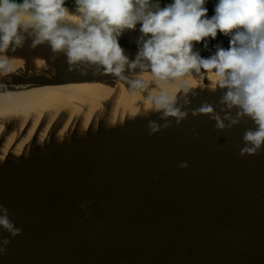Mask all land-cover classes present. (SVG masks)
Wrapping results in <instances>:
<instances>
[{"label":"water","instance_id":"95a60500","mask_svg":"<svg viewBox=\"0 0 264 264\" xmlns=\"http://www.w3.org/2000/svg\"><path fill=\"white\" fill-rule=\"evenodd\" d=\"M171 2L150 0L153 10ZM218 2L205 0L208 18ZM70 4L75 0L65 6L76 10ZM140 27L119 37L129 64L148 39ZM20 35L22 45L8 50L25 65L0 75V92L118 77L99 64L70 63L66 51L47 41L35 44L31 29ZM230 41L218 32L194 41L192 51L208 59ZM35 56L47 64L39 73L31 70ZM146 70L126 65L122 76ZM228 90L174 105L182 118L164 111L116 131L101 125L71 134L70 144L48 142L5 159L0 215L7 209L22 232L13 236L0 226V250L6 249L0 264H264V145L241 155L252 146L245 133L258 125L228 106ZM205 106L212 112H201ZM151 123L159 130L152 132Z\"/></svg>","mask_w":264,"mask_h":264},{"label":"clouds","instance_id":"9594fccd","mask_svg":"<svg viewBox=\"0 0 264 264\" xmlns=\"http://www.w3.org/2000/svg\"><path fill=\"white\" fill-rule=\"evenodd\" d=\"M75 3L73 13L65 6L66 0H0V73L11 70L10 60L2 54L11 45L20 47V32L29 29L36 36L35 44L47 41L54 51H66L70 63L99 64L106 73L121 78L126 65L132 69L138 65L142 69L150 67L154 80L174 79L187 91L186 85L193 82L180 78L204 68L212 72L215 82L229 89L223 97L228 106H238L241 115L252 117L258 125L257 130L245 133L244 140L252 146L244 147L241 155L253 154L264 145V0H219L211 18L207 16L205 0H172L164 7L155 5V10L150 0ZM138 23L148 39L143 41L137 59L129 64L119 37L125 29H135ZM218 32L231 36L229 48H219L208 59L192 51L194 41L215 38ZM144 85L143 79L133 82L135 88ZM153 99L157 109L166 110L165 115H185L173 107L175 92L164 90ZM212 110L209 106L200 109L204 113ZM217 126L223 128V121ZM150 130L158 131L159 126L151 123ZM3 211L0 226L13 236L19 235L22 229L15 228L7 209ZM9 242L4 240L5 245ZM0 251L6 253V249Z\"/></svg>","mask_w":264,"mask_h":264},{"label":"bare ground","instance_id":"6f19581e","mask_svg":"<svg viewBox=\"0 0 264 264\" xmlns=\"http://www.w3.org/2000/svg\"><path fill=\"white\" fill-rule=\"evenodd\" d=\"M2 55L10 60L11 70L0 75L19 71L25 65V58L14 52L7 50ZM46 66L41 56L31 59L32 72L39 73ZM122 77L0 92V165L7 158L27 156L34 147L43 149L48 142H67L71 134L84 136L89 131L96 132L101 125L116 131L137 117L149 118L164 112L165 109L155 107L153 99L164 90L175 92L174 106L185 99H198L225 89L204 68L180 78L193 82L186 85L187 91L180 81L154 80L150 70ZM137 79L145 80V85L133 87Z\"/></svg>","mask_w":264,"mask_h":264},{"label":"rangeland","instance_id":"374dc122","mask_svg":"<svg viewBox=\"0 0 264 264\" xmlns=\"http://www.w3.org/2000/svg\"><path fill=\"white\" fill-rule=\"evenodd\" d=\"M70 5H71L72 7H73V6H76V4H70Z\"/></svg>","mask_w":264,"mask_h":264}]
</instances>
